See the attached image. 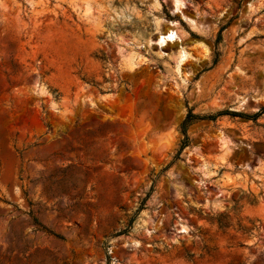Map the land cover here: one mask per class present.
I'll list each match as a JSON object with an SVG mask.
<instances>
[{"label":"rangeland","instance_id":"rangeland-1","mask_svg":"<svg viewBox=\"0 0 264 264\" xmlns=\"http://www.w3.org/2000/svg\"><path fill=\"white\" fill-rule=\"evenodd\" d=\"M0 264H264V0H0Z\"/></svg>","mask_w":264,"mask_h":264},{"label":"trees","instance_id":"trees-1","mask_svg":"<svg viewBox=\"0 0 264 264\" xmlns=\"http://www.w3.org/2000/svg\"><path fill=\"white\" fill-rule=\"evenodd\" d=\"M232 114H233L234 116H240V117H245V118H249V117H250V116H247V115H245V114H241V113H239V112H233ZM255 116H257V114L254 115V117H255ZM201 119H206V118H205V117L198 116V115H195V114H193V113H190V115L188 116V121L201 120ZM208 119L213 120V118H208ZM189 142H190V139H189L188 137L185 136L184 141L182 142V146H181V149H180V152H179L178 157L180 156L182 150H183L184 148H186V147L189 145Z\"/></svg>","mask_w":264,"mask_h":264},{"label":"bare ground","instance_id":"bare-ground-1","mask_svg":"<svg viewBox=\"0 0 264 264\" xmlns=\"http://www.w3.org/2000/svg\"><path fill=\"white\" fill-rule=\"evenodd\" d=\"M166 34H168V36H167L168 38H171V36L173 35V32L172 31H169L168 33L161 32L160 35H159V37H158V40H159V42L161 44L163 43Z\"/></svg>","mask_w":264,"mask_h":264}]
</instances>
